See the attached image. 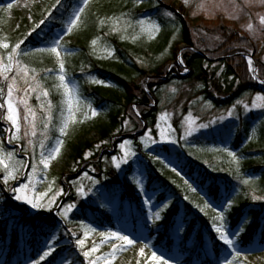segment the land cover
<instances>
[{"label":"rangeland","instance_id":"1","mask_svg":"<svg viewBox=\"0 0 264 264\" xmlns=\"http://www.w3.org/2000/svg\"><path fill=\"white\" fill-rule=\"evenodd\" d=\"M106 1L108 3L113 2L120 4L122 7L126 5L130 7V10H120L117 13L99 17V30L104 28L107 34L116 35L120 40L137 46H144L153 41L164 26L171 25V19L166 13L162 14L159 12L157 15L156 13H147L141 16H135L131 13V9L133 8L155 9L161 1L164 5L172 7L189 20L191 27L195 28L193 31L195 36L200 35L198 26L202 25L213 28L218 27L222 22V24L234 29L238 34L242 33L255 41L261 42V44H263L260 51L261 55L255 56V59L260 58L264 62V26L259 25V16L264 15V4H262L260 0ZM10 2L12 3L11 9L7 8V4ZM53 2H56V0H14V2L13 0H0V40L8 43L10 48L14 46L29 32L27 25L33 28L35 23H37L36 15H42V18L48 15L49 8ZM95 3V0H89L85 12L81 14V19L73 26L72 31L61 41L64 48L68 49L67 53L61 50L60 57L65 64L67 73L66 82L70 89L73 87L78 89V95L80 97L79 107H76L74 104L75 119L67 121V127L63 135L60 134L59 129L63 126L66 111L62 104L64 99L62 89L58 90L56 87L59 83V81L56 80L59 68L56 57L51 53L37 52L35 51V47L30 44L26 46L27 49L30 50V54L28 56L20 55L18 57L21 63L25 64L30 69L29 81L31 82L32 76H35L41 86L49 91V96L47 98L41 97L40 101L36 99L35 93H32L28 97L29 106L36 112V137H31L30 135L25 137L24 135L28 125L23 119L25 114L24 106L22 103H19L25 96L24 88L26 85L22 79L18 85L21 91L15 93L19 113V124L21 126V131L18 134L20 138L14 140L12 143L7 142L8 133L6 129L10 128V124L3 119L6 114V107L5 109H0V147H3L5 152H13L14 159L9 161L7 157H5V162L14 164L21 173L19 179H13L12 176H9V184L5 185L3 179L6 173L3 168H0V264H29L31 259H38L37 252L45 243L46 234L55 235L57 239H59V247L63 248L62 256L68 257V260L74 261L75 264H80L81 261H83V264H87V261L84 260L82 255L77 259V254L80 252V249L75 246L77 236L85 240L84 250L90 251L93 244H95L97 251L92 253V256L108 257L109 264H152L147 257H149L153 251L158 255H163L169 260L170 264H219V261L223 258H231L229 256V251L222 245V242L219 241V251L215 256V251L210 243L212 238L210 239V236H206L204 239L205 243L201 247L203 251L201 258L196 257V254H194L192 261L188 263L187 261L192 254L191 249L194 247L193 244L196 240L194 235L196 229H193L184 247L179 243L181 240H178L177 236L179 235L183 239L188 229V222L192 219L191 216H195L197 217L198 226L202 224V222H199V218H208V230L216 237L217 234L213 230V220L217 212H214L212 207L204 208L206 203L204 197L212 201L219 211L220 201L226 196V191H224L226 187H230V192L227 196L233 200V207L224 213V221L217 220L216 223H225L226 230H232L240 224L244 217L253 218L251 224L259 220L261 225L255 238L251 241L244 237V235L238 243L237 246L242 253H244L238 258V261L239 264H264V235H262L264 234L262 233L264 228V201H254L251 199L253 188L256 189L255 194H264V109L246 111L243 107V105L247 103L249 109H251V100L257 95L264 94H246L238 99L241 101L239 105H237L235 101L228 108L222 110H216L204 100L196 99L192 102L188 113L181 118L177 128H175L172 124V117L175 113L172 108H169L176 90L175 80L161 88L160 104L159 106L154 105V107L158 109L156 123L152 128H147L145 131L150 129V137L159 140V130L156 128V124L159 123L161 128H168L171 126V128L175 130V134L171 139H175L177 143L170 149L172 153L170 159L179 169H183L177 158V154L183 152L186 159L193 161L202 168H209L211 173L217 176L220 183L218 185L224 192L221 199L217 202L210 199L206 191L199 189L198 196L193 195V197H190V216H185L183 212L184 207L182 202L184 199H180V197L175 194L165 195V193H163L165 187H158L155 190V194H153L154 189L149 190L146 188V164L139 154H141V152L149 153L144 143L146 142L151 146V139L149 137H144V140L141 141L143 134L133 139H126L132 141V144L130 146L126 145L124 149H121L119 145L125 140L115 143L114 150H111L110 142L99 143L95 145L94 153L87 152L84 156V159H90L102 145L109 149V166H111L120 177L126 178L125 182L133 189L136 198V205L125 202L123 215H121L118 204L120 192H118L116 196L109 197L108 192L102 185V174L97 176L99 172L96 168H85L86 165L78 167V164L74 162L72 158L73 147L85 141L92 143L96 142L99 138L100 128L106 122L109 111L108 107L104 105H95L96 102L93 95L86 89V87L97 84L94 82L95 79L100 80L99 76L94 71L93 65L89 63L87 54L98 60H110L115 54L114 45L103 35L93 36L89 39L86 46L87 54H85L83 49L77 48L75 45L77 42L76 33L85 26V15L90 11V4L95 5ZM78 4L79 0H76L72 11ZM139 20H143L144 24H138L137 21ZM248 23L253 24L252 31L248 30ZM113 29H115V31H113ZM48 30L49 28L45 27L44 32L49 33ZM61 30L62 29H55L51 37L53 38L57 33H60ZM210 35L213 38L216 37V33H211ZM46 39L47 37H45V40ZM50 39L47 41H50ZM93 40L96 41L95 44L92 43ZM22 48H25V46L22 45ZM247 50L251 51V49ZM8 51H10V49H0V55L5 57V62H7L6 57ZM109 51L112 52L111 56L108 55ZM166 57L167 51L165 50L163 53L158 54L156 59L157 61H161L165 60ZM52 66H56V68H52ZM99 85L105 90L112 89L111 84L106 82ZM0 86L4 88V93L6 95V85L0 84ZM48 102H51L53 105L51 109L53 120L49 123L47 137H45L42 133L45 132L43 124L45 122V116L47 115ZM41 104L44 105L43 109L41 108ZM234 105V115L229 118L228 110L232 109ZM91 110L96 111L97 115L95 117L91 115ZM180 111L181 108L178 107L176 109V114L180 113ZM161 117H163V119H161ZM209 120H217L218 123L223 126L225 134L209 133L207 130H203L201 133L194 134L192 137H187V142L179 139V137L185 133L190 123H192V126L198 127L199 124L207 123ZM243 120L250 121L251 125L248 133L243 136L240 146L236 147V135L238 130H240ZM213 127H216V125H213ZM227 133H230V135ZM249 136H251V139H248ZM42 139L47 148L55 146L56 139L62 141L60 152L48 162L49 166L47 169L39 164L41 152L39 142ZM29 140L32 141L31 144L28 143ZM97 145H99V147H97ZM188 146L193 149H186ZM225 146L228 147L229 150L237 153L240 158L238 165L232 161L231 157H229L226 152L220 150ZM129 147L132 151L137 153V157L130 161L131 168H129L128 165H123L122 169H116L112 157H122L124 151L128 150ZM47 148L45 151H47ZM248 160L262 165L263 172L254 173L250 171L245 167V163ZM33 162L37 164V170L33 175L35 187L31 191L48 193L49 196L53 195L56 191H61L62 195L56 197V204L91 205L95 210L102 212L104 215L111 216V225L104 221L99 225L94 224L77 216L72 219L71 216L73 214L78 216L81 214V211H77L76 209L70 211L67 214V219H65L57 215V207L55 204L47 205L44 208L33 209L29 204L16 200L10 187H18L20 183H27L25 175L31 173V165ZM98 163L101 162L99 161ZM237 169H239L238 172ZM9 171H12L13 175H16L14 169L10 168ZM244 179H250V185H244L242 183ZM227 182L230 183L226 184ZM180 184L187 188L183 180L180 181ZM67 187L68 191H66ZM78 190H82L84 194L80 195ZM144 191H147L148 195L151 197V203L147 205L143 203L146 198L143 195ZM190 193L194 194L191 191ZM161 194L163 198H166L164 202L169 203L168 209H164L161 204ZM3 198L9 201L13 208H4L2 206L4 203ZM245 202H247L248 205H246L244 212L242 214H236L235 208ZM136 206L139 207L138 210ZM176 206H181V211L172 219L174 220L172 232L175 238V244L169 249H166L159 243L160 241H158L153 232L162 228L158 226V224H160V222H165L167 212L171 211V209L173 211V208ZM202 208L204 209L203 211H201ZM157 211L161 214V220L155 221L147 219L148 216H154ZM8 214L14 218V223L11 221ZM247 222L248 221H244L245 224ZM29 223H34L32 227L34 230L36 228V231L33 233V235L36 236L35 244L30 242L32 233L27 229H30L31 226H26ZM38 223H44L45 225L41 227L37 225ZM47 225L49 227H47ZM52 225L55 226L53 227ZM85 225L90 228H95L96 231H89L85 236V232L87 231L84 227ZM101 232H119L122 235H128L129 238L133 239L135 242L132 245L118 250L113 258L111 255L112 244L116 243L119 245L123 242L112 237L101 236ZM15 236L17 241L16 251L15 255L12 256L10 249V245L12 244L11 238ZM145 245H148V247L145 249V254L142 256L139 249ZM205 259H208L210 263L205 262ZM56 264H60V261L57 260ZM101 264H104V261H102Z\"/></svg>","mask_w":264,"mask_h":264},{"label":"trees","instance_id":"2","mask_svg":"<svg viewBox=\"0 0 264 264\" xmlns=\"http://www.w3.org/2000/svg\"><path fill=\"white\" fill-rule=\"evenodd\" d=\"M75 1L76 0H62L63 6L60 7L59 11L51 8L55 2L51 4L49 10L51 9L54 15L48 21L47 28H49V33L46 41L50 39L55 29H62L65 26ZM95 1V5L90 4V11L85 15V26L76 33L77 42L75 45L77 48L83 49L85 54H87L86 46L89 39L97 35L106 36L114 45L115 54L110 60H98L87 54L89 63L93 65L95 73L99 76L100 80L111 84L112 89L105 90L98 84L86 87V89L93 95L96 102L95 105H104L108 107L109 111L106 122L100 128L98 140L93 143L85 141L84 143L74 146L72 158L79 167L81 165H86L85 168H96L99 172L97 176L102 174V185L107 188L109 194H115V191L120 190L122 201L130 200L136 202L132 188L125 182L126 178L120 177L117 172L109 166V153L105 150L103 145L90 159L86 160L84 156L87 152L94 153L96 144L111 142L112 138L116 135H127L139 132L143 128L141 120L146 122L147 128H152L155 125L158 109H156L157 107L150 106V96L143 89L142 85L137 84V79L146 74H154L158 77L164 76L170 63L176 59L177 52L182 44L206 53L209 58L225 56L237 48L253 49L255 50V56H260L263 44L242 33L238 34L234 29L225 26L222 22L218 27L213 28L202 25L198 26L200 35L195 36L193 34L195 28L191 27L189 20L180 15L172 7L166 6L160 1L155 9H131V13L135 16H141L146 13H156L157 15L161 12L162 14L166 13L171 19V25L164 26L153 41L144 46H137L118 39L116 35L107 34L104 28L100 30L98 28L100 16L117 13L120 10H130V7L128 5L122 7L120 4L113 2L108 3L106 0ZM40 19H42V15H36V22H39ZM27 29L30 32L32 28L30 25H27ZM211 33H216V37H211ZM218 37L219 39H217ZM28 44L39 46L40 42L33 36L30 38ZM165 50L167 51L166 59L157 61L156 56L163 53ZM182 58L192 71L188 77H177V72L173 69L166 81L152 78L148 82L150 93L156 97V105L159 106L161 88L175 80L176 90L169 107L172 108L175 113L172 117V124L175 128H177L181 118L188 113L192 102L196 99H202L209 103L214 109L222 110L228 108L246 94H264V90L258 89L256 81L251 79L252 75L248 71V63L240 56H232L222 61L214 62L206 60L190 49H186L182 54ZM256 64L259 77L264 79V62L258 58L256 59ZM52 68H56V66H52ZM217 73L220 75L218 76ZM134 105L140 110L141 115L139 117H137L133 110ZM178 107L181 108V111L176 114V109ZM125 120L129 121L128 126H125ZM250 125V121H242L240 130H238L235 139L236 147L240 146L243 136L249 131ZM118 141L119 140H115V143ZM102 149L103 152L101 153ZM186 149L193 148L188 146ZM100 154H102L101 160L99 158ZM140 157L143 158L146 164V187L154 190L158 187H165L163 192L165 195L175 194L180 197V199H184L185 195L189 196L188 200L184 199L183 201L186 211H189L191 209L189 205L190 197H193V195L198 196L199 193H190V190L180 184L182 179L178 178L170 167H164L159 161H154L151 153L141 152ZM177 158L183 168V175L197 186L198 189L206 191L210 199L218 202L224 192L218 185L220 183L217 176L211 173L209 168H202L193 161L186 159L183 152L178 153ZM92 160H94L95 163L90 162ZM99 160L101 163H98ZM245 167L254 173L263 172L262 165L252 160H248L245 163ZM229 183L230 182H227L226 184ZM224 191H226V195H228L230 187H226ZM213 193L216 194L214 195ZM3 204L6 207H12L5 198ZM246 205H248L247 202L239 205L235 208V213L242 214L246 209ZM80 206L84 208L82 204ZM177 209L180 210V206L173 208V211L172 209L168 211L165 222L158 225L163 228L157 231L159 233H157L159 241H165L169 245L173 241V236L170 231L172 227L170 224H173L174 220L172 219L177 215ZM74 217L73 215L72 218ZM102 217L105 218L106 216L102 215ZM105 220L108 221L107 218H105ZM200 220L203 222L205 221L204 226H208V218L204 217L200 218ZM260 225L259 220L251 224L244 237H248L249 240L252 241ZM194 226L195 222L193 221L189 225L191 231ZM205 229L206 228L200 229L196 233L199 242L203 240ZM186 242L187 238H184L180 243L181 246H184Z\"/></svg>","mask_w":264,"mask_h":264},{"label":"snow or ice","instance_id":"3","mask_svg":"<svg viewBox=\"0 0 264 264\" xmlns=\"http://www.w3.org/2000/svg\"><path fill=\"white\" fill-rule=\"evenodd\" d=\"M14 2V0H13ZM139 2V0H137ZM262 4H264V0H260ZM89 4V0H79L78 6L72 11L70 17L65 23V26L62 28L60 33H57L53 38L50 39V41H46L45 37L48 36V33L44 32L45 27L48 26L49 19L54 15L51 9L48 12V15L44 16L42 19L39 20V22L35 23L34 27L31 29L30 32L26 34V36L23 39H20L19 42H17L14 46L10 48V45L8 43L3 42L0 40V49L3 50H9L7 52V57L5 62V57L3 55H0V84L6 85V95L4 93V88L0 86V109H5L6 107V114L4 115L3 119L9 122L10 128H7L6 131L8 133L7 135V142L12 143L14 140H18L19 133L21 131V126L19 124V113L17 108V101L15 98V93L21 91L19 85L20 80L22 79L24 81V84L26 87L24 88L25 96L23 99L19 101V103H22L25 109V114L23 119L25 120L28 127L26 128L24 135L25 137L31 136L36 137L37 131H36V112L31 109V107L28 104V97L32 94H36V99L40 101L41 97L47 98L49 96V91L45 90L41 84L36 80L35 76H32V81L30 82L28 77L30 73V69L23 63H21L20 59L18 58L20 55L28 56L30 54V50L27 49V44L30 42V38L35 36L37 41L40 42L39 46H34L35 51L37 52H47L54 54L56 57L59 68H58V75L56 76V80L59 81L58 85H56L57 89H62V95L64 97L62 104L65 107L66 116L64 119L63 126L60 127L59 132L61 135L64 134L65 128L67 127V121L75 119L74 114V104L76 107H79L80 104V97L78 95V89L76 87L69 88L68 83L66 82V70H65V64L60 59L61 57V50L63 52L67 53L68 49L64 48L61 41L64 39L65 36L68 35L73 29V26L77 24V22L81 19V14L85 12L86 7ZM62 0H56L55 4L51 6L52 9H56V11H59L60 7H62ZM158 6V5H157ZM7 8H12V3L7 4ZM138 24L143 25L144 21L139 20L137 21ZM259 25L264 26V15L259 16ZM248 30H253V24L248 23L247 25ZM115 31V29H113ZM219 39V37L217 38ZM93 44L96 43L95 40L92 41ZM22 45L25 46V48H22ZM108 55L111 56L112 52L109 51ZM178 62L180 64L184 63V60L182 57H178ZM248 63V71L252 73L251 79L253 80H259L261 85H264V79H261L256 73V68L253 66V60L249 56L247 59ZM34 71V70H32ZM187 71V69H185ZM219 76L220 74L217 73ZM231 79V78H230ZM97 84H104L105 82L99 79L94 80ZM241 101L237 100L236 104L239 105ZM53 105L51 102H48L47 104V115L45 116V122L43 124V128L45 129V132L42 133L45 137H47V130L49 128V123L53 120V115L51 112ZM244 109L246 111H251L252 109H264V95H257L251 100V109H249V106L247 103L243 105ZM41 108H44V105L41 104ZM234 108L228 110V117L231 118L234 115ZM133 110L135 111L137 117L141 115L139 108H137L135 105L133 106ZM91 115L95 117L97 115L95 110H91ZM163 119V117H161ZM223 119V118H221ZM125 126L129 125V121H124ZM213 125H216V127H213ZM156 128L159 130V140L152 139L149 135L150 129L148 131H145L141 137V141L144 140V137H149L151 139V146L148 143H144L145 148L148 150L149 153L152 154V159L154 161H159L164 167H170L173 172H175L176 176L180 177L184 185L187 186V188L193 192L196 193L199 191L198 187L195 186L192 182L189 181L183 174L182 169H179L177 165L170 159L172 153L170 151L171 147H173L177 141L175 139H171V137L175 134V130L169 126L168 128H161L160 124H156ZM14 130V131H13ZM203 130H207L209 133H215V134H225L223 130V126L218 123L217 120H209L207 123H201L198 127L192 126V123L189 124V127L185 131L183 135L179 137L181 141L187 142V137H192L194 134L201 133ZM230 135V133H227ZM248 139H251V136L248 137ZM29 144L32 143L31 140L28 141ZM62 144V141L60 139H56L55 146L47 148L44 140H40L39 147L41 149L40 152V158H39V164L43 165L45 169L49 166V161L52 160L57 153L60 152V146ZM132 144V141L125 140L123 141L119 147L121 149H124L126 145L130 146ZM99 147V145H97ZM47 148V151L45 149ZM223 152H226L229 157H231L232 161L235 162L237 165L239 164V157L237 153L229 150L228 147H223L220 149ZM5 157L9 161H12L14 159L13 152L7 151L5 152L3 147H0V168H3L6 175L4 176L3 183L5 185L9 184L8 177L12 176L13 179H19L21 173L18 168L15 167L12 163H6ZM137 157V153L135 151H132L129 147L128 150L124 151L122 157H112V161L115 163L116 169H122L123 165H130V161L133 160V158ZM14 169L16 175H13L12 171H9V169ZM32 171L31 173H28L25 175V179L27 180V183H20L19 186H11L10 190L13 193V196L16 200L22 201L24 203L29 204L33 209L37 208H44L47 205H56L57 207V215L61 216L65 219H67V214L72 211L73 209H76L77 211H86L82 210L79 205L77 204H67V205H59L56 204V197L61 196V191H56L53 195L49 196L48 193L44 192H34L31 191L35 185L33 183V175L35 174L37 170V164L35 162L31 165ZM239 169H237V172ZM244 185H250V179H244L242 181ZM51 191V189H50ZM80 195H83L82 190H78ZM211 191V189H210ZM253 195L251 196V199L254 201H264V194L257 195L255 194L256 189L253 188ZM218 192V190H217ZM155 194V190L154 193ZM214 195L216 193H213ZM143 195L146 197L143 201L145 205L151 203V197L148 195L147 191L143 192ZM166 198H163L161 194V204L163 205L164 209L169 208V203L164 202ZM185 200L189 199V196L185 195ZM206 200V203L204 205V208L212 207L214 212H217L216 217L213 220V230L217 234L215 239L222 242V245L226 247V249L229 251V256L231 258L225 257L222 260L219 261V264H239L238 258L241 257L244 253L240 250V248L237 246L242 237L247 233V229L251 226V222L253 218L250 217H244L240 224L232 230H226V224L220 223L217 224L216 221H224V213L229 211L233 207V200L230 199L227 195L223 197V199L220 201V210H217V207L215 204L212 203V201L207 200L206 197H204ZM204 209L202 208L201 211ZM179 210H176V213L178 214ZM148 220H155L159 221L161 220V214L159 211L155 212L154 216H148ZM244 221H248L246 224ZM53 227L55 225H52ZM87 231L85 232V236L87 235V232H95V228H90L87 225L84 226ZM101 236H107L115 238L116 240L122 241V244H112V257L114 258L115 253L125 248L128 245H132L135 241L133 239H130L128 235H122L119 232H110V233H100ZM264 235V234H262ZM178 240H182V237L179 235L177 236ZM75 246L76 248L80 249V252L77 254V259L80 255L83 256L84 260L87 261V264H101L102 261H104V264H109V258L105 256H92V253H95L97 251L95 244H93L90 251L84 250L85 246V240L81 239L79 236L76 237L75 240ZM148 247V245H145L144 247H141L139 249L140 254L143 256L145 254V249ZM63 248L59 247V239L55 235L52 234H46L45 243L42 245L41 249L38 250L37 256L38 259H31L29 261V264H56L57 260L60 261V264H75L74 261H69L68 257L62 256ZM148 260L152 262V264H170L169 260L166 259L163 255H158L155 251L151 253L149 257H147ZM80 264H83V261L80 262Z\"/></svg>","mask_w":264,"mask_h":264},{"label":"water","instance_id":"4","mask_svg":"<svg viewBox=\"0 0 264 264\" xmlns=\"http://www.w3.org/2000/svg\"><path fill=\"white\" fill-rule=\"evenodd\" d=\"M187 48H189V49L193 50L194 52L198 53L199 55L203 56L205 59L210 60V59L207 57L206 54H204V53H202V52H199V51L196 50V49H192V48H190V47H188V46H186V45H183L182 47L179 48L176 62L172 63V64L170 65V67H169V70H170L172 67H175V68L178 70V73H179V75H180L181 77H186V76H188L189 74H191V69H190L188 66H186L184 63H183V64H180V63L178 62V57H181L183 50H184V49H187ZM231 56H241V57H244L246 60H247L248 57L250 56V57L252 58V60H253V66L256 68V64H255V61H254V52H252V53H248V52H246V51H244V50H236L235 52L229 53V54H227V55L224 56V57H221V58H218V59H214L213 61H221V60H224L225 58H228V57H231ZM185 69H187V71H185ZM181 70H182V71H181ZM255 75L258 76V74H257V70H256ZM153 77H154L153 75H149V74H148V75H145V76H143L142 78L138 79V82H141V80H144V88H145V90L147 91L148 94H149V89H148V87H147V81H148L149 79L153 78ZM160 79L163 80V81H165V80H166V76L160 77ZM257 81L259 82V80H257ZM259 83H260V82H259ZM151 99H152V101L155 103V98H154L153 96H151ZM144 128H145V124H144ZM137 135H139V134H137ZM124 137H126V136H124Z\"/></svg>","mask_w":264,"mask_h":264}]
</instances>
